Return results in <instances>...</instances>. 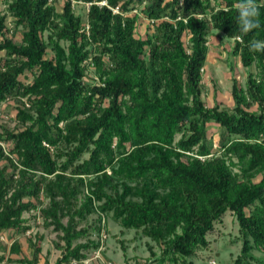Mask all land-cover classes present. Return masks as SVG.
I'll use <instances>...</instances> for the list:
<instances>
[{
    "label": "trees",
    "instance_id": "trees-1",
    "mask_svg": "<svg viewBox=\"0 0 264 264\" xmlns=\"http://www.w3.org/2000/svg\"><path fill=\"white\" fill-rule=\"evenodd\" d=\"M81 1L85 19L70 0L60 13L50 0H9L0 10V113L8 100L20 103L16 127L0 122V237L27 231L24 214L39 210L64 242L53 264H68L98 248L88 236H101L110 217L160 246L141 264H191L229 212L242 236L233 264H264V53L248 47L264 40V0L262 27L246 34L237 0ZM135 10L152 24L145 36ZM212 30L258 68L245 87L234 79L228 108L202 95ZM41 238L28 239L31 258L10 260L38 264ZM0 250L2 262L1 238ZM21 251L14 240L10 253Z\"/></svg>",
    "mask_w": 264,
    "mask_h": 264
},
{
    "label": "rangeland",
    "instance_id": "rangeland-1",
    "mask_svg": "<svg viewBox=\"0 0 264 264\" xmlns=\"http://www.w3.org/2000/svg\"><path fill=\"white\" fill-rule=\"evenodd\" d=\"M70 1L75 14L85 19L89 3L81 0ZM7 2L6 0H0V10H2V13L7 8ZM63 3L64 0H50V4L54 5L58 13L62 11L61 7ZM139 12L140 10H135L132 14L138 13L139 16L137 34L145 36L147 32L152 30V24ZM12 19L11 16H7L6 25L13 29ZM10 34L12 35V33ZM15 39L20 41V32L15 34ZM62 43L66 46L65 42ZM233 44L234 41L232 39L215 30H212L209 35L210 50L204 66L202 80V95L208 105H214L215 102H219L222 107H231L233 105L232 86L234 79L238 80L239 84L245 87L249 72H256L258 70L255 64L250 67L244 66L239 56L231 54ZM47 56H51L50 49L47 50ZM86 63H88V78L98 79L91 59L87 60ZM19 104L14 100L5 102L0 113V122L5 123L10 128L16 127L17 111L14 107ZM216 128L217 125L215 123L210 124V131H216ZM213 139L216 141L217 135ZM61 149L62 151L67 150L63 147ZM87 156V154L84 155V157ZM60 158L63 161L66 159V155H62ZM256 179H259V176ZM85 191L87 193V190ZM42 199L44 203L39 204L38 209L47 202L45 198ZM24 215L29 218L28 223L30 228L23 233L4 235L3 241L6 244V250L3 254L7 256V259L0 262V264H24L18 260L11 261L10 259L20 258L23 255L31 258L32 247L29 245L28 239L31 237L33 241H36L41 236V253L38 264H44L46 259L50 264H53L62 255V248L58 247V245H64V242L60 238L61 233L54 230L53 226H48L44 223L39 210L26 212ZM97 217L98 214L91 215L90 221L83 222L82 225H89ZM66 219L67 217L63 218L64 221ZM106 227L107 230L102 231L104 235L101 234L99 236V234L94 232L88 236V238H93L100 243L98 248L91 250L88 258L82 261L72 260L68 264H141L145 263L147 259L153 258L151 252H155L156 254L161 252L160 246L150 238L136 233L133 229H124L110 217L106 219ZM208 239L210 240L209 248L198 251V255L191 258V264H233L234 260L241 253L242 236L240 228L236 217L229 212L223 217L221 222L215 225L214 230L209 233ZM14 240L21 242V253H10V246ZM253 252L257 256H263L261 251L254 250ZM0 254H2L1 250Z\"/></svg>",
    "mask_w": 264,
    "mask_h": 264
},
{
    "label": "clouds",
    "instance_id": "clouds-1",
    "mask_svg": "<svg viewBox=\"0 0 264 264\" xmlns=\"http://www.w3.org/2000/svg\"><path fill=\"white\" fill-rule=\"evenodd\" d=\"M236 8L238 12L236 23L241 33H250L262 27L257 0H237ZM248 47L250 52L264 53V40H251Z\"/></svg>",
    "mask_w": 264,
    "mask_h": 264
},
{
    "label": "built area",
    "instance_id": "built-area-1",
    "mask_svg": "<svg viewBox=\"0 0 264 264\" xmlns=\"http://www.w3.org/2000/svg\"><path fill=\"white\" fill-rule=\"evenodd\" d=\"M101 4H105V1H103V2H101ZM113 11L114 12H118V9L117 8H113ZM87 27V26H86ZM102 235H104V234H102ZM2 240H4V235H1V237H0Z\"/></svg>",
    "mask_w": 264,
    "mask_h": 264
}]
</instances>
